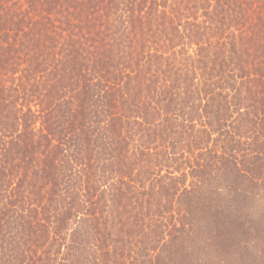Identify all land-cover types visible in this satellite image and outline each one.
Instances as JSON below:
<instances>
[{"label":"trees","instance_id":"16d2710c","mask_svg":"<svg viewBox=\"0 0 264 264\" xmlns=\"http://www.w3.org/2000/svg\"><path fill=\"white\" fill-rule=\"evenodd\" d=\"M262 172L264 0H0V264H231Z\"/></svg>","mask_w":264,"mask_h":264},{"label":"rangeland","instance_id":"374dc122","mask_svg":"<svg viewBox=\"0 0 264 264\" xmlns=\"http://www.w3.org/2000/svg\"><path fill=\"white\" fill-rule=\"evenodd\" d=\"M259 176H254L253 183L245 182L243 189L250 193L247 197H237V205L245 215L238 208V221L226 228V246L222 244V254H216V258H227L231 264H264V172Z\"/></svg>","mask_w":264,"mask_h":264}]
</instances>
